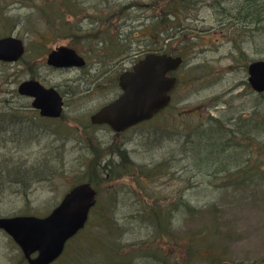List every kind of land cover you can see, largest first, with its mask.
Instances as JSON below:
<instances>
[{"label":"rangeland","instance_id":"rangeland-1","mask_svg":"<svg viewBox=\"0 0 264 264\" xmlns=\"http://www.w3.org/2000/svg\"><path fill=\"white\" fill-rule=\"evenodd\" d=\"M82 1L84 5H81L87 8L88 13L80 16L82 21L74 23L75 29L67 33L68 38L54 40L51 35L38 38L41 36L38 29L44 27L35 15H31V6L24 8L15 5L7 11L6 7L12 4V0H0V38L12 35L21 39L26 48L25 55L16 63L0 62V113L3 110V116L0 115V138L6 140L3 153L0 154H14L16 157L32 161L44 157L53 158L47 164V169L52 170L53 176L33 185L27 192V198L17 194L19 192L14 187L3 190V198H0V217L46 216L74 185L87 179L84 175L87 162L94 161V165H97L101 158L104 164L111 159L110 153L113 150L118 153L128 152V157L142 167H151L162 160L164 169L160 167L155 175H163L152 180H141L139 176V182H142L140 187L128 180V177L107 183L93 181L99 190L97 207L108 209L109 216L110 213H116V218L120 224H124L128 232L125 241L135 244L132 249L127 247V250H122L123 258H116L117 263L124 261V264H177L179 260L180 264H219V261L232 264H264V97H258L245 85L247 65L255 60H264V28L258 27V24L250 27L249 30L262 28L260 34L254 31L245 33L244 30L247 29L232 30L231 26L225 25L228 21L220 24L218 22L222 19V11L213 7L218 0H189L195 2L194 8L179 15L178 20L171 19L176 26L180 25L179 29L167 26L169 48L179 52L185 49L186 53L184 65L176 72L180 76V83L172 93L170 106L156 116L151 124L139 126L119 137L103 130V127L92 129L87 126L90 116L115 96L109 99L111 94L99 93L107 90L105 85H101L102 90L88 87L86 79H94L97 75L95 61L99 58L96 52L104 53L101 57L114 55L112 59L116 63L113 69L118 73L129 65L130 58L134 60L138 51L150 45L149 38L140 44L138 42L142 35H146L141 31L152 23L154 13L149 6L152 0H116L117 2L109 5L111 11L116 10L118 4H141L129 7L122 16L116 14L113 17H119L103 29H97L94 18L98 17L96 13L101 10L99 8L103 9V6H95V0ZM241 1L243 0H221L220 8H230L239 5ZM93 7L99 10L95 12ZM106 14L110 13H103L101 16L108 18ZM98 31L105 35L100 38L98 36V40L87 39L89 32L96 34ZM134 33L137 34L133 35ZM117 35H122V41L117 39ZM50 38L53 41H49ZM36 41L46 46L41 53L38 48L42 45ZM154 42L159 47L160 40L152 39V45ZM59 46L73 47L78 52L85 53L88 62L93 64L91 74L88 73L85 77L80 69L54 70L48 67L45 62L47 54H41ZM184 46L186 47L183 48ZM126 48L129 54L118 62L121 58L120 52ZM109 60L107 57L104 62L107 64ZM32 77L63 94L65 106L63 116L59 120L51 123L39 122L37 112L30 107V100L18 95L17 86ZM189 110H192V114L186 115ZM252 111L257 112L254 120H250L249 114ZM178 113L183 116L179 121H175ZM240 115L249 120L245 121L241 117V127L245 129L249 122L248 126L253 128L250 138L233 131V119ZM15 116L30 119V125L26 126L23 121L9 124ZM208 116L221 118L222 129L230 135L231 138H227L232 144L247 148L252 152L254 161L260 160L259 165L250 163L249 166L243 167V173L258 172L257 177L248 182L247 186L243 184L238 189L215 191L205 188L204 181L200 188L199 185L192 188L193 182L203 181L204 175L197 174L190 163L182 158L183 148L180 141L185 133L183 123L194 128L195 124L204 121ZM39 132L41 135H38ZM31 135L36 136L29 138ZM86 136L93 140L87 141ZM18 140L22 144H18ZM23 140L29 143L24 144ZM256 140H259V145L251 146ZM250 151L246 153L250 154ZM113 158L116 161L122 160L117 156ZM260 158H263V161ZM234 160L232 157L229 163L235 165ZM165 161L169 166H165ZM167 167L169 170H165ZM230 168L235 170L237 167ZM101 176L103 174H99V177ZM182 197L193 204L194 212L185 217L175 216V203ZM143 199L145 203L141 202ZM147 201L149 203H146ZM144 204H155L157 209L161 210L165 227L168 224L167 227L175 240L174 242L171 239L175 244L170 246L176 250L169 249L168 245H159L166 253H171L167 263L155 260H164L165 257L164 254L157 256L160 255V248L156 249L159 242L152 237L154 229L144 225L148 222L147 215L137 218L141 215V207ZM95 210L94 208L90 216L93 220L96 219ZM165 218H169V221L166 222ZM92 224L93 221H89L87 231H81L67 248L89 245L95 252L100 245L106 244L108 239L103 237L104 233L98 229L91 230ZM191 235L197 236V242L193 244L194 253L189 255ZM96 243L99 244L98 249L93 247ZM206 245H210L211 249L206 250ZM77 247L72 248V251ZM154 247L155 249H151ZM127 253L135 257L133 261H125ZM84 255L88 257L86 262L97 261L100 256L97 254V257H94L89 252ZM139 256L143 257L136 259ZM21 261L24 260L18 247L0 231V264H21Z\"/></svg>","mask_w":264,"mask_h":264},{"label":"trees","instance_id":"trees-1","mask_svg":"<svg viewBox=\"0 0 264 264\" xmlns=\"http://www.w3.org/2000/svg\"><path fill=\"white\" fill-rule=\"evenodd\" d=\"M28 2L30 3L29 5ZM114 2L117 1L95 0V6H103V9L99 8L101 9L99 12H97L99 9L96 10V8L93 7V9H95V12H97L96 14L98 15V17L94 16V18L96 19L97 29H103L104 26L107 27L109 24L115 21L116 18L119 17H113L116 14H121L122 16L129 7L141 4L138 2H136L135 4H133V2H130L126 5L118 4L116 10L111 11L109 5ZM216 2V5L221 4V0H218ZM81 4H83L82 0H12V4L7 6L6 10L10 11V7L15 5L22 6L24 8H29L31 6V8H29L31 15H35L39 23L41 22L44 27L38 29V33L41 34V36H39L38 38L53 35V39L57 40L63 37L68 38L67 33H71V31L75 29L74 23L82 21V18H80V16H82L84 13H88L87 8L85 6V8L82 7ZM194 4L195 2H191L189 0H152L149 3V6L151 7L150 9L153 11V13L157 14V22H152L146 27V29L149 28L151 30H155L158 25L168 26L169 28L172 27L173 29H179L180 25L176 26L171 19H173L174 21L178 20L177 17L179 15H183L189 9L192 10L194 8ZM86 5L88 7V1L86 2ZM263 12L264 0H243L239 5L230 8L225 6L224 8H222V19L218 22L223 23L224 21H228V23H225V25L229 27L231 26L232 30L247 29L244 30L245 33L254 31V33L260 34L261 30H263L262 28H259L260 30L257 27H255L253 30L249 29L253 25L256 26V24H258V27L260 26L264 28ZM103 13L110 14H106L108 15V18L104 19L103 15L101 16V14ZM112 13L114 14L111 16ZM160 13L163 14L164 19L161 17ZM152 19H154V17ZM24 22L27 23L28 21ZM221 30L223 29L221 28ZM94 35H99V37H102L105 34L101 35L100 32L91 34L89 32L86 37L90 39H96L97 37H95ZM117 37H121V35H117ZM73 38L75 39V37ZM53 39L51 41H53ZM243 39L246 41L245 38ZM36 42L42 45L38 48L41 53V51H43L46 46L39 43L38 41ZM166 47H169V45H167ZM180 52L181 54H184L185 49L181 50ZM259 97L263 98L264 94L260 95ZM256 113L252 111L249 114L251 118L250 120L255 119L254 115H256ZM0 115L3 116V110ZM241 117L245 121H249L242 115H240L239 117H235L233 119L235 122L232 124L233 131L242 134L244 137L250 138L253 134V128L248 126L249 122H246L247 127L245 129L242 128L241 123H239ZM27 120L30 119L22 118V120L20 121L27 123ZM38 121L44 122L42 119H39ZM15 122L16 121H9V124H16ZM1 123L3 124V118H1ZM183 127L185 133H183L181 137L182 139L180 141V146L183 148L182 158L186 159L188 163H190V166L197 174L204 175L203 181L201 180V182L198 183L193 182L192 188L198 185L200 188L202 186V183H204L205 181V188H211L215 191L220 189H238L240 188L239 186L243 184L247 186L248 182H251L255 177H257L258 172H254L251 174L247 172L243 173L242 169L243 167L249 166L250 163H255L254 166L259 165L260 160L254 161L252 152L247 148L234 146L232 144V142L228 139L231 138L230 135L227 134L226 130L222 129L223 123L219 117H206L204 121L195 124L194 128H192V126L187 123L183 124ZM39 134L40 132L38 133V135ZM34 136L36 135H31L29 138H32ZM5 143L6 140L0 138V152L2 153L3 148H5ZM17 143L22 144V142L19 140L17 141ZM23 143L28 144L29 141L23 140ZM257 144L259 145V140H256V143L252 144L251 146H255ZM193 146L195 147L190 148ZM247 151H250V154L246 153ZM5 155L6 153L0 154V198H3V190L8 189L9 187L16 188V190L19 192L17 194L27 196V192L32 188L33 185L53 176V174L51 173L52 170L47 169V164L49 162L45 157L43 159H36L32 162H29L28 160L22 159L21 157L14 156V154H11V156ZM118 157L122 160H125V158H127L126 153L123 152H120ZM232 157L235 158V165L229 163ZM260 159H262L263 161V158ZM122 160H120L121 163ZM94 164V161L87 162L84 175H86L87 177L86 182H89L92 186L96 187L97 185L93 181L103 183L105 181H114L120 178H124L125 176H128V178L131 179V175L133 173L140 176L142 178L141 180H152L155 177L159 178L163 175V173H160L159 176L155 175V172L160 167H163V164L161 162L154 164L149 169L141 168L138 165L134 164L132 161H126L122 164H115L109 160L107 164L102 166L101 168ZM165 166H169L166 161ZM233 166L237 168L235 170H231L230 167ZM100 169L102 170V172ZM118 169H120L119 172L117 171ZM165 170H169V167H167ZM99 174H103L104 177H99ZM134 177L136 179V176ZM138 184H140V182H138ZM141 202L145 203V199H143V201ZM146 203H149V201H147ZM141 208V215H138L137 218H142L143 216L147 215L148 222L144 225L149 229H154V236L152 237L159 242V244L156 246V249L160 248V255L157 256L160 257L162 254H164L165 258L164 260H159L155 259L156 257L154 255H151V257H153L156 261L167 263V260L171 257V253H166L165 250L159 245H168L169 249L171 250L176 249L175 247L170 246L175 244V240L171 236L170 228L167 227L168 224L165 227L164 218H161L164 216V214L161 212V210L157 209L155 204H144ZM175 208V211H177L175 216L179 215L180 217H185L194 212L193 204L184 197L180 198L175 203ZM95 209V212L97 213L95 214L96 219H89V221H93V224L90 228L91 230L98 229V231L104 233L103 237L108 239V241H106V244L102 246L100 245V247L98 243L94 244L93 247L95 249H98L99 247V249L95 252L92 251V248L89 245V248L86 245H80L78 247L73 246L72 248L77 247L74 249V251H72V248L69 247L64 257L61 258V262H75V264H124V261L117 263L116 258L122 259V250H127V247L132 249L134 248L135 244L127 243L125 241L128 232L126 231L127 229L124 227V224H120V222L116 218V213H110L111 216H109L108 209L102 210V207L97 206ZM165 219L166 222L169 221V218ZM89 221L85 226V231H87L88 229ZM171 239L174 242L171 241ZM196 242L197 236L191 235L190 244L188 245L189 255L194 253L193 244H195ZM206 247H208V249L206 250L211 249L210 245H206ZM151 249H155V247ZM86 252H89L94 257H97V254H99L100 256L97 257V261L91 260L90 262H86L88 259V257L84 255ZM142 257L143 256H139L136 257V259H140ZM134 258V256L127 253L125 261L130 262L133 261ZM177 264H180L179 260H177Z\"/></svg>","mask_w":264,"mask_h":264},{"label":"water","instance_id":"water-1","mask_svg":"<svg viewBox=\"0 0 264 264\" xmlns=\"http://www.w3.org/2000/svg\"><path fill=\"white\" fill-rule=\"evenodd\" d=\"M23 53L20 39L12 36L0 39L1 61H17ZM181 61V58L166 55L146 56L135 66L134 72L121 76L123 94L113 104L93 115L91 122L107 123L115 131H122L152 117L169 100L166 92L174 79H166V73L177 69ZM46 62L58 68L83 65L73 49L63 46L50 52ZM248 73L252 88L259 93L264 92V61L251 63ZM18 93L33 98L32 107L38 109L41 116H60L62 99L55 89L45 88L36 80H28L18 86ZM94 196L95 192L89 184L78 185L47 218H0V229L13 237L29 264H50L62 253L66 240L83 226L90 207L95 203ZM34 253L37 256L31 258Z\"/></svg>","mask_w":264,"mask_h":264},{"label":"flooded vegetation","instance_id":"flooded-vegetation-1","mask_svg":"<svg viewBox=\"0 0 264 264\" xmlns=\"http://www.w3.org/2000/svg\"><path fill=\"white\" fill-rule=\"evenodd\" d=\"M214 8H217V9H222V8H220V5H215V6H213ZM160 37H162V34H160ZM164 37H165V39H163V45H164V42H166V34L164 35ZM161 39V38H160ZM142 42V40L140 41V43ZM139 43V44H140ZM161 43V44H162ZM100 49H102V48H99V50ZM76 50V49H75ZM152 50H156V47L155 46H153V47H150V45L149 46H147V47H143V49L142 50H140V51H138V54L135 56V58H139V57H141V56H143L145 53H147V52H151ZM77 51V50H76ZM164 52L166 53L167 52V50H166V48L164 49ZM77 53L79 54V55H81L82 56V58L84 59V61H85V63H84V66L83 67H81L80 68V72L82 73V74H84L85 75V77L88 75V73H90L91 74V69H92V67H93V64H90L89 62H88V60H87V56H86V54L85 53H82V52H78L77 51ZM102 54H104V53H101V52H96V55L98 56V60H96L95 61V64H96V73H97V75L94 77V79H92L91 77L89 78V79H86V85L88 86V87H94L96 90H98V89H100V90H102L101 89V85H105V87H107V90L106 91H102V92H99V93H108V94H111V97L109 98V99H111V98H113V96H115L113 99H112V101H110L109 103H107V104H105V105H103L100 109H102V108H104V107H106V106H108L109 104H111L115 99H117L120 95H121V90H120V86L118 85V82H119V77H120V75H121V73L122 72H125V71H129L130 69H131V67L133 66V63L135 62V59L134 60H132L131 58H130V61H129V65L128 66H126L124 69H122V70H120V72H118V73H116L115 71H114V69H113V66L115 65V61H113V59L112 58H114V55H112L111 57H109V56H105V55H103L102 57H101V55ZM112 54H113V52H112ZM43 55H46V53H43V54H41V56H43ZM101 57V58H100ZM110 58V60H109V62L106 64L105 62H104V59H106V58ZM125 57V56H124ZM123 57V58H124ZM123 58H121V59H118V62L119 61H121ZM119 66V65H118ZM52 69H54L53 67H52ZM179 79H178V78ZM177 81H178V83H180V76L177 74ZM203 78V77H202ZM34 79V78H33ZM97 83V84H96ZM47 87V86H46ZM88 87L86 88V90H88ZM58 90V89H57ZM99 93H95V94H99ZM60 95H61V98H62V102H63V104H64V106H65V101H64V98L62 97L63 96V94L61 93V91H60ZM99 109V110H100ZM63 111H64V108H63ZM63 111H62V114H61V116L59 117V119L63 116ZM98 112V111H97ZM97 112H95V113H97ZM196 112V111H195ZM94 113V114H95ZM93 115V114H92ZM91 115V116H92ZM90 116V117H91ZM59 119H54V120H59ZM183 124H186L185 122L183 123ZM87 126L88 127H90V128H92V129H103V128H105V129H103V130H107V131H109L110 133H112L113 135H116V136H119V137H121L120 136V134L119 133H115L110 127H109V125L107 124V123H103V124H93L92 122H91V118H90V120L88 121V124H87ZM103 127V128H102ZM85 128H87L86 126H85ZM125 133H123V135H124ZM122 135V136H123ZM94 135H92V137H93ZM86 138V140L87 141H92L93 139L92 138H90V137H88V136H86L85 137ZM114 154H115V156H117L118 157V155H119V153H118V151H114L113 150V152H111L110 153V155H112V156H110L111 157V159H110V161L112 162V163H115V164H117V163H119V161H116L113 157H115L114 156ZM127 155V154H126ZM120 159V158H119ZM102 161V159L101 158H99V160H98V163L99 162H101ZM102 166H100V168H101ZM145 169H147L149 166H143ZM21 264H27L26 262H24V261H21Z\"/></svg>","mask_w":264,"mask_h":264},{"label":"bare ground","instance_id":"bare-ground-1","mask_svg":"<svg viewBox=\"0 0 264 264\" xmlns=\"http://www.w3.org/2000/svg\"><path fill=\"white\" fill-rule=\"evenodd\" d=\"M59 156V155H58ZM57 157V155L55 156ZM127 158H125V160H122V163H125L126 161L129 162L130 161V158L126 155ZM23 158V157H22ZM24 159V158H23ZM53 158L51 159H47L49 162H51ZM25 160H28V161H32V159H25Z\"/></svg>","mask_w":264,"mask_h":264}]
</instances>
